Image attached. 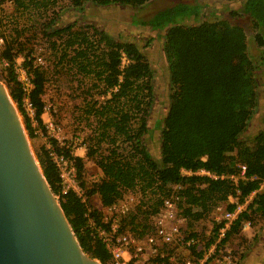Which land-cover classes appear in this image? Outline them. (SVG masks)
Here are the masks:
<instances>
[{
	"label": "trees",
	"instance_id": "trees-1",
	"mask_svg": "<svg viewBox=\"0 0 264 264\" xmlns=\"http://www.w3.org/2000/svg\"><path fill=\"white\" fill-rule=\"evenodd\" d=\"M8 1L12 2L14 16L27 21L23 26H13V33L4 32L8 22L4 20L2 7ZM60 1L0 0L3 39L0 56L12 65L19 55L32 54L26 44L33 41L34 30H38L50 47L53 68L76 78L83 102L79 115L92 125L83 140L86 157L93 161L102 177L86 187L84 161L75 157L77 180L86 196V202H82L73 192L62 193L59 172L46 147L40 149L36 158L85 254L101 264H110L109 255L86 217L95 226H103L101 212L88 206L92 196L99 197L102 207H109L125 192L138 191L143 203L122 224V230L129 225L137 232L148 228L146 224L137 226L138 212L143 210L146 216L155 214L161 198L173 193L182 199L179 208L191 226L208 217L219 204L232 211L234 205L228 203L229 197L242 203L258 190L264 180V129L249 142L242 138L257 106L255 70L246 56L242 27L225 20L190 25L187 20L194 15L187 16L186 7L178 4L139 23L136 19L139 9L154 0H69L76 11L87 3L100 8H131L132 23L158 34L164 32L162 49L171 94L166 114L162 120L154 121L151 128L148 121L154 104L153 71L139 46L115 40L89 23L59 27ZM230 13L233 18L242 15L250 19L264 62V0H243L239 11ZM123 56L128 63L121 69ZM25 67L33 74L30 99L36 109V128L22 108L21 91L12 72H8L4 84L32 139L39 128L45 131L42 97L47 77L46 68H35L33 60L25 61ZM157 130L159 158L155 159L146 142L153 143L152 132ZM48 143L53 151L70 158L69 144L65 141L60 145L48 139ZM239 165L245 166L248 181L239 182L237 187L228 181L180 173L182 169L193 172L205 169L217 175L232 174ZM175 186L179 189L174 192ZM145 204L147 208H143ZM256 215L264 219V191L257 192L246 210L238 215L222 243L240 233L242 225ZM218 228L214 226V235Z\"/></svg>",
	"mask_w": 264,
	"mask_h": 264
},
{
	"label": "rangeland",
	"instance_id": "rangeland-1",
	"mask_svg": "<svg viewBox=\"0 0 264 264\" xmlns=\"http://www.w3.org/2000/svg\"><path fill=\"white\" fill-rule=\"evenodd\" d=\"M242 3L243 0H154L150 4L139 9L136 19L139 23L142 21L146 22L156 12L169 7L171 8L178 4L186 7L187 16H196L197 14L196 17L192 16L187 20V23L190 25H197L204 21L212 22L215 20H225L231 25H238L243 28L247 44L246 56L254 65V78L257 92V106L242 135V138L246 142H249L257 132L264 129V62L261 57V49L256 45L254 40L255 31L251 25L250 19L242 15L233 18L234 15L230 13L238 12ZM2 8L4 20L8 22V24L5 25V33H13V26L20 27L26 24L25 22L27 21L24 17L20 18L19 16H14L12 4L6 2ZM59 8L60 10L57 15L59 27L69 24L79 26L89 23L115 40L134 42L139 46L140 51L146 57L153 71L152 85L154 104L148 124L152 128V123L154 121L162 120L166 114L171 94L168 70L162 49L164 32L158 34L157 31L155 32L149 28L132 23L133 18L130 16L132 9L128 7L120 8L114 6L100 8L87 3L82 10L76 11L69 5V0H61ZM34 32L33 41L26 44V46L31 48V53L42 57V67L46 68L47 84L42 99L47 104H52L55 107V112L52 113L51 117L53 123L60 126L62 129L59 140L60 142H68V144L77 136L84 140L89 134L92 125H90L91 123L85 122V119L79 115L83 102L80 90L77 89L76 78L74 75L64 70L59 71L53 68V58L48 43L41 37L38 30H34ZM23 55L24 54L20 56ZM14 105L17 109L15 103ZM19 116L23 123V118L20 113ZM42 120L47 122L48 115H43ZM78 122L82 123V125H78ZM38 130H40V128ZM159 137L160 132L157 130L152 132L151 138L154 140L153 143H149L148 139H146L148 141L146 142L147 147L152 157L155 159L159 158ZM28 139L35 157L41 148L49 145L46 134L42 135L38 133L32 139L28 136ZM77 154L79 156L81 155L84 161L83 180L86 187L90 186L92 184V176L98 175L100 170L92 160L87 159L86 155L84 156L82 154L81 150H79ZM148 197L150 196L148 195ZM88 206L105 215L98 196L95 195L90 197ZM137 208H135L131 214L137 213ZM142 211L143 210H140L136 215L138 221L137 226L149 222V216H146ZM215 218L216 214L212 212L208 217L191 223V226L188 221V228L190 231L197 232V234H204L214 226ZM124 230L132 231L129 225H126ZM228 249L232 254V264H264V219L258 215L252 216L249 228H247L246 231H240V233L235 234L228 241Z\"/></svg>",
	"mask_w": 264,
	"mask_h": 264
},
{
	"label": "built area",
	"instance_id": "built-area-1",
	"mask_svg": "<svg viewBox=\"0 0 264 264\" xmlns=\"http://www.w3.org/2000/svg\"><path fill=\"white\" fill-rule=\"evenodd\" d=\"M8 4H12V2L8 1ZM2 44L3 39L0 38V47ZM31 60H33L35 68L43 66L42 57L34 53L28 56L19 55L12 65L7 59L0 56V82L4 84L8 72H12L21 91L22 108L32 126L36 128L34 121L36 109L30 99L34 89L33 74L25 67V61ZM127 63L128 61L123 56L121 69ZM43 103V115H48V120L47 122L42 120L44 133L37 130L36 134H46L47 139H54L62 145L63 142L59 140L62 129L53 123L51 117L52 113L55 112V107L44 101ZM46 149L59 172L62 193L73 192L82 202H86V196L77 180L75 164V157H78L75 152L81 150L84 156L87 152L82 138L77 136L68 145L70 158L53 151L50 145H47ZM237 169L236 173L221 175L205 169H199L195 172L182 169L180 173L186 177L198 176L214 181H228L237 187L239 182L248 181L245 166L239 165ZM101 177V173L92 176L91 183L98 182ZM177 189L179 186L174 187V192ZM263 191L264 180L260 182L258 190L252 192L242 203H238L236 199L229 197L228 203L234 205L232 211H227L225 204H219L215 207L214 226H219L215 235L214 226L204 234H197V232L189 230L188 220L182 215V210L179 208V202L182 199L174 193L161 198L158 211L149 216L146 231L122 230V224L127 216L143 203V198L138 191H127L121 199L111 206L102 207L105 214H102L103 226H95L89 216L86 217L89 226L95 231L96 238L100 240L109 255L110 264H232V254L228 249V242L222 243V241L226 239V234L232 224L238 215L246 210L255 194ZM147 206L145 205L143 208H147ZM249 226L250 222L244 223L241 231H246ZM211 239L214 241L209 243Z\"/></svg>",
	"mask_w": 264,
	"mask_h": 264
},
{
	"label": "water",
	"instance_id": "water-1",
	"mask_svg": "<svg viewBox=\"0 0 264 264\" xmlns=\"http://www.w3.org/2000/svg\"><path fill=\"white\" fill-rule=\"evenodd\" d=\"M0 264H101L79 246L1 82Z\"/></svg>",
	"mask_w": 264,
	"mask_h": 264
},
{
	"label": "crops",
	"instance_id": "crops-1",
	"mask_svg": "<svg viewBox=\"0 0 264 264\" xmlns=\"http://www.w3.org/2000/svg\"><path fill=\"white\" fill-rule=\"evenodd\" d=\"M66 143L68 144V142H66ZM77 152H78V150L75 152V155L78 156L79 158H82V156H81V155L79 156V155L77 154ZM82 159H83V158H82Z\"/></svg>",
	"mask_w": 264,
	"mask_h": 264
}]
</instances>
